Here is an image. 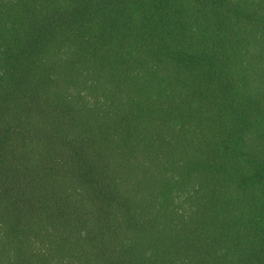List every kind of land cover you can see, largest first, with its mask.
Here are the masks:
<instances>
[{"label":"trees","instance_id":"trees-1","mask_svg":"<svg viewBox=\"0 0 264 264\" xmlns=\"http://www.w3.org/2000/svg\"><path fill=\"white\" fill-rule=\"evenodd\" d=\"M0 264H264V0H0Z\"/></svg>","mask_w":264,"mask_h":264}]
</instances>
